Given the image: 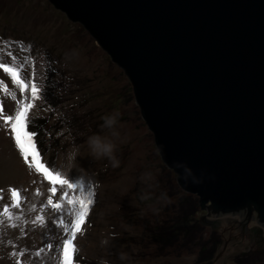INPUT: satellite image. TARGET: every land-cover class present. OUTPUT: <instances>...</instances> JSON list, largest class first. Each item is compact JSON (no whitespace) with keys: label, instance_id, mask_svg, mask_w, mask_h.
<instances>
[{"label":"water","instance_id":"water-1","mask_svg":"<svg viewBox=\"0 0 264 264\" xmlns=\"http://www.w3.org/2000/svg\"><path fill=\"white\" fill-rule=\"evenodd\" d=\"M48 2L122 71L200 224L263 230L264 0Z\"/></svg>","mask_w":264,"mask_h":264},{"label":"rangeland","instance_id":"rangeland-1","mask_svg":"<svg viewBox=\"0 0 264 264\" xmlns=\"http://www.w3.org/2000/svg\"><path fill=\"white\" fill-rule=\"evenodd\" d=\"M29 45L31 49L27 50ZM9 51L17 56L16 64L29 57V69L35 59L37 82L46 93L30 113V128L37 133L41 156L64 173L97 186L96 203L84 226L86 232L78 234L80 264H142L155 260L160 251L149 246L152 229L148 226L153 218L167 219L164 216L170 209L168 203L158 199L155 203L146 186L155 183L159 193L156 198H160L161 188L171 186L168 179L173 172L162 168L152 134L139 116L122 71L79 23L70 22L48 0H0V62L10 59ZM9 91L19 94L13 85ZM105 118L115 119L112 127L105 126ZM97 135L115 145L118 166L114 167L107 157L91 155L87 141ZM77 145L79 154L70 163L69 150ZM158 205L165 208L157 210ZM140 212L151 220L147 221L148 231L137 220ZM205 215L200 209L195 212L198 221ZM231 221H220L214 230L200 224L204 239L198 244L216 247L210 264H264V229L259 231L257 225L243 229ZM167 252L159 260L175 262L172 248ZM31 255L32 264H59L56 249L42 247ZM194 257L174 259L183 264L186 258L187 264H193L198 258Z\"/></svg>","mask_w":264,"mask_h":264},{"label":"snow or ice","instance_id":"snow-or-ice-1","mask_svg":"<svg viewBox=\"0 0 264 264\" xmlns=\"http://www.w3.org/2000/svg\"><path fill=\"white\" fill-rule=\"evenodd\" d=\"M21 45L23 42H20ZM31 49V45L27 50ZM21 51H25L21 47ZM10 58L8 62H0V70L10 78L11 84L18 89L19 96L15 91H9V83L0 78V85L4 93L10 95L11 107H7L5 101L0 99V121L3 127L8 130V134L15 142L16 148L23 157L24 163L29 169H34L36 173L43 177L51 187L48 192L51 195L46 197V205L51 206L58 213V223L63 225L64 237L56 251L60 257L59 264H80L79 244L77 243L78 234L82 236L85 232V224L89 223L88 217L96 203V185L77 175L64 173L51 165L45 157L41 156V151L37 147V133L31 130L33 123L30 113L37 106L46 93L39 85L36 78L35 59L32 58V66L27 67L29 57L16 64L17 56L11 51L8 52ZM71 190V194L69 192ZM4 189L0 188V200H4ZM57 193L59 195L57 196ZM39 194V192H38ZM53 197H56L55 202ZM72 206L65 209L63 202ZM8 201L0 205V226L12 220L14 213L11 208H22V192L16 188L8 190ZM67 217V219L65 218ZM37 219H44L37 217ZM35 223V221H33ZM48 250L53 249V244L49 243ZM41 252L44 250L41 249ZM39 255V253H37ZM13 258L24 257L25 252H13ZM17 264H23L22 260L17 259Z\"/></svg>","mask_w":264,"mask_h":264},{"label":"bare ground","instance_id":"bare-ground-1","mask_svg":"<svg viewBox=\"0 0 264 264\" xmlns=\"http://www.w3.org/2000/svg\"><path fill=\"white\" fill-rule=\"evenodd\" d=\"M8 60L6 59L5 62ZM5 76L0 70V78L9 83L11 90V81ZM9 96L0 86V99H3L6 106L10 108L11 103L14 102H10ZM13 187L22 192L23 206L20 209L11 208L10 211L14 213L13 219L0 226V264H17V259L22 260L23 264H32V251L46 247L49 243L53 244V250L57 249V245L60 246L64 238L62 236L64 228L58 223L56 210H53L51 206L45 207L46 197L51 195L48 192L51 185L24 163L14 140L0 121V188L5 190V198L0 200V205L10 202L8 190ZM53 199L55 202L56 197ZM63 206L65 209L68 208L65 201ZM37 217L44 219H37ZM20 251L25 252V256L13 258L12 253Z\"/></svg>","mask_w":264,"mask_h":264},{"label":"trees","instance_id":"trees-1","mask_svg":"<svg viewBox=\"0 0 264 264\" xmlns=\"http://www.w3.org/2000/svg\"><path fill=\"white\" fill-rule=\"evenodd\" d=\"M156 155L157 154L155 153V156ZM157 161L159 162L158 158ZM162 168L166 167L163 166ZM168 181V184H171V186H166V188H169L168 190L166 188H161L160 191L163 192L161 194L162 197L160 196V198H156L159 197V193L155 183L148 184L146 186L153 195L152 197L154 198L155 203H157V199L160 203H168L167 208L170 209V212L169 215L167 213L164 216H168L167 219H162L159 217L160 219L153 218L152 221L149 220L148 217H143V213L145 211L140 212L141 215L139 217L140 219H137L138 222H142V225L144 226V229L146 231L152 229L151 235H149L150 233L148 234V240L150 241L149 246L153 245L160 251V253L155 257V260H150L147 263L142 264H153L154 261L158 262L157 264H167V262L164 263V261H162V259L159 260V258L161 256L164 257L165 255H167L168 248H172L173 260H175V262H171L168 264H178V259H174L175 257L180 259L181 257H190L191 255L195 256L194 259L198 257L195 259L193 264H210V258L212 257V254L215 253L216 247L212 246L210 248H207L203 243L198 244L199 241H203L204 234H201L202 228L200 227V222L195 216V212H197L199 209L197 205V198L194 195L182 192L179 187L176 186L177 184L175 183V175L170 174V179H168ZM142 191L143 189H141V192ZM148 202L149 201L146 200L145 203ZM185 204L189 205H187L185 208ZM164 208H162L161 205H158L157 210ZM147 221H151L149 226L147 224ZM147 226L149 228L148 230ZM212 238L210 240H212ZM138 243H140V241H138ZM141 243H144V241H142ZM165 252L167 253L164 254ZM185 260L186 261H184L183 264H187L186 262H188V260L186 258Z\"/></svg>","mask_w":264,"mask_h":264},{"label":"clouds","instance_id":"clouds-1","mask_svg":"<svg viewBox=\"0 0 264 264\" xmlns=\"http://www.w3.org/2000/svg\"><path fill=\"white\" fill-rule=\"evenodd\" d=\"M114 123V118H105L106 127H112ZM87 144L92 156L96 158L107 157L112 161L114 167L119 165V161L114 156L115 145L113 143L108 142L105 138L97 135L89 137ZM79 151L80 148L78 145L69 150L68 157L70 163L75 160Z\"/></svg>","mask_w":264,"mask_h":264},{"label":"flooded vegetation","instance_id":"flooded-vegetation-1","mask_svg":"<svg viewBox=\"0 0 264 264\" xmlns=\"http://www.w3.org/2000/svg\"><path fill=\"white\" fill-rule=\"evenodd\" d=\"M249 228V227H248ZM248 228H244V229H248ZM258 233V232H257ZM259 235V234H258ZM259 237L263 240V237L259 235ZM261 240V241H262ZM256 243V242H255ZM260 244V242H258Z\"/></svg>","mask_w":264,"mask_h":264}]
</instances>
